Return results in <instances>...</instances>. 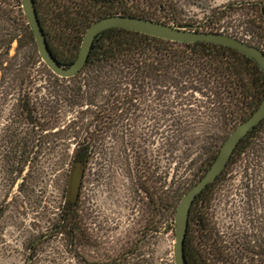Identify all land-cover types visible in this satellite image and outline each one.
Returning <instances> with one entry per match:
<instances>
[{
	"label": "flooded vegetation",
	"instance_id": "flooded-vegetation-1",
	"mask_svg": "<svg viewBox=\"0 0 264 264\" xmlns=\"http://www.w3.org/2000/svg\"><path fill=\"white\" fill-rule=\"evenodd\" d=\"M129 1H131V5ZM241 3L252 7L253 12H255V14L253 13L255 24L247 25L246 28L248 27L251 31L254 30L255 35H260L264 39V25H260L261 22H259H264V0H241ZM35 4L53 54L67 53L71 49L79 54L83 37L91 24L84 30H77V27L83 25L85 21L93 23L108 15H134L169 24L184 25L178 17L177 3L174 0H79L74 5L76 12L78 11L75 20L65 14H49L50 10L48 11L46 8H51V4L49 5L44 0H35ZM63 6L65 7V5ZM219 13L220 11H217L207 15L205 23H214L217 16L220 15ZM74 21H76L75 25L72 24ZM203 25L200 24L198 27L192 25V28L200 30ZM200 31L230 34L264 52V42L260 40H244L236 34L218 29L214 25ZM17 41V39L11 42L6 40L4 42L6 45L5 54L2 55L4 52L1 50L2 41L0 40V74L2 64H8L9 51L13 50L12 45ZM35 44L38 50L36 40ZM241 54L248 63L240 64L234 117L227 119L225 116L218 135L210 137L208 133L202 145L199 142L196 145H189L187 154L196 152V157L192 158L191 162L198 163L197 176L192 178L191 183L182 193L183 195L209 171L231 132L249 118L264 99L263 70L256 60L243 52ZM39 62L43 69L46 70V67L50 69L42 58ZM87 64L88 62L85 66ZM21 67L30 73L36 68V64L27 63ZM11 68L16 71L17 75L20 70V65L18 66L17 62V49L11 59ZM146 83L151 84V81H146ZM15 87V94H10L12 97L10 111L8 110V95L5 96L3 102L0 98V120L7 119L3 124L2 134H0V224L5 220V229L8 227V220L10 223L16 224L19 216L23 217L28 214V205L32 203L31 200L35 195L36 203L41 207L43 203L48 202L47 194H54V203L57 199L55 195L60 194L61 197H58L59 205L56 208L58 213H55L59 217L58 221L53 224L51 232L67 234L69 245L74 248L71 251L77 252L78 244L92 245L100 238L98 232L104 228L106 230L109 228L106 223L111 221V218H108L109 221L106 222L103 217L98 216L94 196L101 194L106 197L112 208L107 204L112 216L111 211L115 207L116 198L119 199V205L121 198L124 197L122 199L127 206V213L131 212L129 216L131 217L130 222H132L129 226L134 225L135 233L134 237H131L130 233L122 234L121 239H126L132 243V249H125L117 258L125 257L127 260L136 254L138 247L147 240L148 236H151L152 233L157 234L161 230L164 218L167 217L166 214L169 211L176 213L180 202L177 199L179 195L175 194V191L177 192L176 186L171 187L173 201L167 195L163 196L166 194L163 193V187L166 186H163L160 164L156 166L153 172L151 170L148 172L147 165L151 161L147 160L146 155H141L136 161L134 159L132 174L127 175L128 181L123 194L116 192L113 160L107 162L106 168L102 162L93 163L94 157L99 154L98 151L102 149L104 144L103 139H99L100 133L97 131L103 133L106 131L86 132L87 135L81 137V122L75 120L66 125L63 121L64 124H60L62 123V110L59 111L55 107L43 105L42 102L40 106L39 102L42 98L39 99L37 94H32L31 88L28 89L31 94H24L18 99L17 87ZM162 87L160 84L153 88V91L157 93L154 97V107L148 104L153 102L150 93L147 99L143 95L140 97L142 101H145L143 102L146 106L144 112L150 115V110L155 111V118H159L160 122L165 115H173L172 112H170L172 114H168L167 110H162L164 107ZM105 92L107 93L105 94ZM114 92L113 88H108L106 91H102L101 96L92 102L65 103L69 106L91 107L90 112L96 113L94 117V121H97L96 125L102 123V125H107L106 128L109 129L110 126V128L113 127L116 109H120L115 107V104L123 102L124 107L125 104L132 103L139 96L135 92L134 98L126 94L118 99ZM45 97L49 98L46 95ZM52 99L54 98L52 97ZM209 100L208 108L210 111L213 104L211 98ZM175 103L177 104V101L173 100L170 107L175 109ZM148 115L146 116L148 117ZM22 123L27 124V127L23 128L20 125ZM159 128H161V123ZM108 129L106 134H109ZM28 133L30 134L28 137H20L21 134L27 135ZM62 133L72 135V140H75V143L70 144L72 148L70 146L67 148L70 153L67 170L64 168L67 158L65 152L60 154L58 159L54 155L57 147L63 145H55V140L58 138L65 140L61 136ZM48 136H52L53 146H51L50 151L52 152L49 155L53 157V167H46V164L39 165L43 154H47L46 149L49 148L47 145L51 144L50 141H47ZM135 145L140 146V144ZM76 163L81 164L83 175L76 198L70 200L68 199L69 183L72 169ZM93 164L94 167H92ZM200 200L203 209V241L206 264H264V118L242 137L226 167L214 181L210 182L196 196L191 210L195 202ZM24 204L27 206L24 207ZM195 208L197 207L195 206ZM174 219L173 216L164 224L170 230L174 228L175 234ZM111 222L113 224V220ZM118 229V227L111 228L108 231L117 233ZM49 234L37 235L31 242V250ZM1 235L0 228V237ZM31 260L32 256H30L29 262ZM88 264L95 263L89 262Z\"/></svg>",
	"mask_w": 264,
	"mask_h": 264
},
{
	"label": "rangeland",
	"instance_id": "rangeland-1",
	"mask_svg": "<svg viewBox=\"0 0 264 264\" xmlns=\"http://www.w3.org/2000/svg\"><path fill=\"white\" fill-rule=\"evenodd\" d=\"M61 1L70 6L79 2V0ZM174 2L177 3L178 17L184 24H191L197 27L200 24H204L200 27V30H206L214 25L216 28L230 31L244 40H260L264 42V39H262L260 35L254 34L256 33L254 30L251 31L248 27L246 28L247 25L255 24L253 21L255 20V12H253L252 7L241 3V0H174ZM129 4H132L131 1H129ZM1 10L10 14L11 23L12 20L15 21V24L12 23L13 25L23 26V23L26 24L23 17L24 11L22 2L20 5V2H17V0H0V11ZM217 11H220V15L217 16L215 22L206 24L205 19L207 15L214 14V12ZM259 22H261L260 25H264V22ZM3 24L11 30L12 25L10 23H4L3 21ZM1 33L3 34V32ZM0 40L4 41L6 39L0 38ZM5 46L6 45L2 43L1 50L3 52L6 49ZM12 47L13 50L9 51L8 64H2L0 74V98L3 102L5 96L8 95L9 111L12 98L10 94H15L14 87H17L18 99L21 98L25 92L31 94L30 91H28V89L31 88L32 94H37L38 97H40L39 99L42 98L39 104L42 102L41 104L43 105H49L52 108L55 107L59 111H63L61 116L62 123L60 124L65 123L68 125L71 121L75 120L81 122V137L87 135L86 132H94L95 130L107 132V125H102V123L96 125L97 121H94L96 113L93 114L94 111L90 112L91 107L69 106L63 101H53L45 97L53 87H49L47 80H45L47 79V75L40 62L35 63L36 68L35 71L30 73L32 76H30V79L28 78V71L23 72L19 70L16 75V71L11 68V59L16 49L17 53L19 52V41L14 43ZM17 62L19 66V59H17ZM15 78H17V80H15ZM57 88H59V86ZM144 89L145 93L141 92L143 91L142 89L135 88L131 85L117 89L121 92L120 94L115 93L117 97H123L126 94L128 96H133L136 92L139 94V98H135L132 103L128 105L125 104L124 107L123 102L115 104V107L120 109H116L114 122L112 123L113 127L110 128V126L108 129L109 134L97 131V133H100L99 139H103L104 144L102 149L98 151L99 154L94 157L93 163L102 162L104 163V168H106L107 162H112L113 160L116 192L118 191L123 194L122 192H124V187L127 185L128 181L127 175H129V173L132 174L134 159L136 161L139 156L146 155L147 160L151 161L147 165L148 172L149 170L153 172L159 164L161 166L163 186H166L165 188L163 187V193H166L165 195L163 194V196L167 195V197L173 201L174 198L171 193V187L175 185L177 188L175 194L179 195L177 199L180 201L183 195L182 193L189 186L192 178L197 176L198 163L191 162L192 158L196 157V152L187 154L185 146H169L166 143V137L172 133L170 125L174 120L181 114L189 113L182 110L187 108V103L189 101L191 103L188 107L193 109L195 113L199 112L205 114V111L209 110L206 109V107L209 105L211 94L207 93L206 95H202L199 92L189 90L185 91L183 94L178 92V95H183L184 98L176 99L174 89L162 87V92L165 91L162 96V103L164 105L162 110H167L168 114L172 112L173 115H165L160 122L159 118H155V111L150 110V115L144 112L146 106L143 102L145 101H142L140 97L143 95L144 98L147 99L150 93L153 97V102L148 104L154 107V97L157 94L153 91L152 86L145 87ZM173 100L177 101V104L175 103V109L170 107ZM182 102L186 105H181ZM146 115H148V117ZM6 120L7 119L0 120V134H2L1 130L4 128L3 124ZM22 121L25 122L24 120ZM160 123L161 128H159ZM20 125L23 126V128L27 127L25 123ZM29 135V133L27 135L21 134L20 137H28ZM61 136L65 140H61L60 138L55 140V145H63L57 147L58 149H56L54 155L56 159H58L60 154L65 152L67 158L64 163V168L67 170L70 160V153L67 151V148H69L70 144L75 143V140H72V135L62 133ZM51 139L52 136H48L47 141H50L51 144L47 145L49 146V148L46 149L47 154H43V158L39 165L46 164V167H53V157L49 155L52 152L50 151L51 146H53ZM135 144H140V146ZM70 148H72V146H70ZM141 159L143 158L141 157ZM92 167H94V164ZM55 196H57L56 203H54V194H47L48 202L43 203V205L39 207L36 203L35 195L31 200L32 203L28 205V214H25L23 217L19 216L16 224H12L8 220V227L5 229L6 221L3 220L1 222L0 264H88L89 262L95 264H110V262L115 260L122 251L127 248L132 249V243H129L126 239H121L122 234L126 235L130 233V236L134 237L135 233L134 225L131 227L129 226L132 222H130L131 217L129 216L131 212L129 211V213H127V206L122 199L124 197L121 198L119 205V199L116 198L115 207L113 211H111L113 213L112 216L109 212L111 206L108 204L106 197L101 194L94 196V200L97 204L98 216L103 217L106 222L109 221L108 218H111L113 224L111 221L106 223L109 228H107V230L104 228L98 232L100 238H98L96 242H93L92 245L78 244L77 252H74L69 249L67 234L51 232L53 224L58 221L59 217V215H56L58 213L56 208L59 205L58 197H61V195L56 194ZM26 206L27 205L24 204V207ZM166 216L161 230L158 231L157 234L152 233L151 236H148L147 240L138 247L137 253L127 258V264L139 262V264H172L174 262L173 244L175 234L172 230L166 228L165 224L169 218L175 217V214L169 211ZM117 227L119 228L118 234L114 231H108L111 228ZM46 233L50 234L31 250V242L35 237L39 234ZM30 256H32L31 262H29Z\"/></svg>",
	"mask_w": 264,
	"mask_h": 264
},
{
	"label": "trees",
	"instance_id": "trees-1",
	"mask_svg": "<svg viewBox=\"0 0 264 264\" xmlns=\"http://www.w3.org/2000/svg\"><path fill=\"white\" fill-rule=\"evenodd\" d=\"M17 2L21 5L22 0ZM44 2L51 4V8H46L50 10L49 14H65L74 20L77 19L78 11L76 12L75 4L70 7L61 0H44ZM23 17L26 24L13 25L15 21L12 20L13 24L11 23L10 14L0 11V38L10 42L14 39L19 41L17 59L20 61V71L25 72V68L21 66L27 63L35 64L41 60V57L24 13ZM3 21L12 25L11 30L5 27ZM75 22L72 24L75 25ZM90 24L85 21L83 25L75 27L77 30H84ZM6 40H2L4 45ZM4 54L5 52L2 53ZM54 56L60 64L68 66L74 59L76 60L78 52H73L71 49L70 52L54 54ZM241 63L248 61L242 58L239 50L231 46L206 41H169L125 28H110L96 37L88 64L78 75L64 78L55 75L47 67L44 70L47 75L45 80L49 87H53L47 96L50 99L53 97V101H64L68 104L92 102L108 88H113L116 90L114 93L120 94L117 89L130 84L142 89V93H145V87L155 88L161 84L163 87L174 89L176 99L184 98L183 95L179 96L178 92L183 94L189 90L202 95L210 93L213 104L210 111H205V114L195 113L188 107L191 103L189 101L187 108L182 109L189 113L174 118V122L170 125L172 133L166 137V143L172 147L186 146L188 150L190 144L196 145L199 142L202 145L208 133L210 137L218 135L225 116L227 119L234 117ZM146 81H151V84ZM58 86L60 88H57ZM181 105L186 104L182 102ZM206 109H209L208 106ZM172 231L174 232V228ZM69 249L74 248L69 245ZM185 253L189 264H206L201 200L196 201L191 210ZM127 263L125 257L116 258L111 262V264Z\"/></svg>",
	"mask_w": 264,
	"mask_h": 264
},
{
	"label": "water",
	"instance_id": "water-1",
	"mask_svg": "<svg viewBox=\"0 0 264 264\" xmlns=\"http://www.w3.org/2000/svg\"><path fill=\"white\" fill-rule=\"evenodd\" d=\"M22 8L38 45L42 60L58 76L70 78L78 74L88 62L96 37L110 28H125L151 36L177 42L208 41L238 49L256 60L264 72V52L243 40L222 32L195 30L192 25L169 24L162 21L134 15L113 14L97 19L88 27L76 60L64 66L52 53L36 9L35 0H22ZM264 118V99L258 109L228 136L209 171L197 181L181 198L174 219L175 238L173 256L175 264H189L185 253V240L189 227L190 210L196 196L226 167L230 156L242 137ZM83 169L76 163L71 172L68 199L74 200L81 183Z\"/></svg>",
	"mask_w": 264,
	"mask_h": 264
}]
</instances>
